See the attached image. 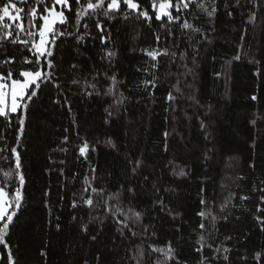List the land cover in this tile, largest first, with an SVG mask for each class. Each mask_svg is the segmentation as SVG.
<instances>
[{
    "label": "trees",
    "instance_id": "obj_1",
    "mask_svg": "<svg viewBox=\"0 0 264 264\" xmlns=\"http://www.w3.org/2000/svg\"><path fill=\"white\" fill-rule=\"evenodd\" d=\"M12 2L23 12L0 21V74L15 79L38 68L53 0ZM133 2L106 16L110 0H68L54 29L65 35L49 44L59 86L42 83L11 123L0 117L10 199L24 177L5 237L15 264H264V0H193L171 22L156 19L164 0Z\"/></svg>",
    "mask_w": 264,
    "mask_h": 264
},
{
    "label": "snow or ice",
    "instance_id": "obj_2",
    "mask_svg": "<svg viewBox=\"0 0 264 264\" xmlns=\"http://www.w3.org/2000/svg\"><path fill=\"white\" fill-rule=\"evenodd\" d=\"M24 2V0H22ZM36 3H42L43 0H35ZM193 0H177V3L175 5L172 4L171 0H164V2H161L158 7H159V14L156 16V19H161V17L166 16L167 20L169 22L173 21L175 19L176 21H179V16L173 17L171 12L168 11V9L172 8L173 6L175 7L176 12H180L181 9H187L189 7V4L192 3ZM73 3L76 5L80 6V0H73ZM125 5H127L128 8L131 9H138L139 5L137 3H134L133 0H124ZM56 5H62L64 7H67L69 11H71V7L68 5V0H53V4L51 7H49L47 4H45V7L43 9L44 12H47L48 15H43L41 13L40 19L43 21V24L39 30V36H40V41L39 43H34L33 47L35 48V52H33V55L36 56V61L35 63L38 65V68L35 72L32 71H21L18 73L17 78L13 79L12 78V72L9 71L7 74H0V117H4L6 120H8L9 123H11V114L12 113H17L18 107H21V105L18 104V98L21 100L24 99V97H27V101H31L32 97H35L37 95V90L40 88V85L43 84H48L51 83L54 86L58 87L59 85L55 84V80L53 79L54 72L50 71L51 69L54 68V63L48 59V57H51L53 55L52 51L49 49L47 50V53L45 55V43H46V37L48 36L49 33H52L53 36H62L65 35L64 32H54L53 31V25L55 24L57 18H59L61 23H64L66 18L64 16V11L63 8L57 12L56 11ZM104 5V0H97V3H92L91 0H87V9H92L95 10L98 7H101ZM83 7V6H81ZM153 7L155 8L156 5L153 3ZM200 7H203V5H200ZM10 9H15V13L11 12ZM112 9H119V3L118 0H110V3L107 5V10L104 12V15H108V11ZM216 11L215 8L212 9V12H209L208 15L211 16L213 13ZM23 12L22 7H18L16 3L12 2V0H9L7 4H5L2 8H0V21H2L5 17L8 18V20H11L13 22L20 20L21 18L19 17V13ZM86 14V11L83 12H78L77 16L82 17L83 15ZM36 15V10L31 9L30 10V16H35ZM140 15L144 16L147 19H151V17L148 15L147 11L141 10ZM125 18H127V15H125ZM252 20L255 19L253 16L251 18ZM251 22V20H250ZM80 20L79 18L76 20V25L79 26ZM29 25L30 27H35L34 22L30 19L29 20ZM4 28H10V24H3ZM17 27L23 30L22 28V22L21 24H17ZM84 27L87 28V23L84 24ZM97 27H100L99 24H97ZM183 28L189 29L192 28L193 31H199L198 29L193 28L191 24H189L187 21L184 22L182 25ZM6 35H10V33H7ZM29 35H34V33L29 32ZM71 35V34H69ZM18 38V37H17ZM80 40H83L84 37L80 36ZM104 38L102 37V40ZM159 39V37H157ZM13 43L16 42V39H13ZM23 43H27V41H24ZM51 43L54 45L55 40L53 39ZM29 51H32V49H29ZM109 56L114 55V53L109 52ZM155 59L156 53L152 52L149 53ZM41 57H44L45 64H40ZM10 59L8 61H4V63L10 62ZM235 59H239V56H236ZM27 63H33L31 60H26ZM46 65V66H45ZM75 67V65H73ZM20 76L28 78L25 82H21L19 79ZM113 81H115V77H112ZM10 80L11 81V108H10V113L5 110V93L3 89L6 87V82ZM39 81V82H37ZM73 83H76V81H73ZM34 85V87H33ZM154 85V82H153ZM31 88L30 92H26ZM170 100L173 99L171 95L168 97ZM253 100L256 99L255 96L252 97ZM27 101H25L22 105L23 110H26L27 108ZM17 119H19V129L18 131L22 134L23 133V125H24V119L17 116ZM67 140V138H65ZM87 148V142H85L84 147L80 149L81 153L83 154L85 149ZM13 152H15V148L12 149ZM16 168H20V159H19V154L17 153L16 157ZM183 174V173H181ZM19 183L20 187H22L24 183V177L21 174H19ZM20 187H15L13 190L12 195V201L11 203L5 199V196L9 195L5 191L4 188L0 187V245H3V248H0V260L4 261L5 264H15L14 257L12 255L11 249L9 247L8 242L6 241L5 237L8 234L9 231V225L13 221V217L16 215V211L20 208V200H21V192H20ZM93 191H96V189H93ZM87 204L91 205L92 200L88 199L86 201ZM203 203V201H202ZM11 208V212L8 211V209ZM137 218H139L140 213L135 214ZM201 216L204 215L203 212L200 213ZM127 226V225H125ZM200 228H204V224H200ZM204 240V237L201 236L200 240L197 241V243L200 244V247L197 248V251H202L203 250V243L202 241ZM210 247V245H209ZM7 249L6 255H4V250ZM155 251H161L163 252L164 249H154ZM217 252L219 249L216 250ZM225 252L228 251V249H224ZM174 250L169 246L168 248V253H173ZM169 259H174V256L169 255ZM224 259L227 260L228 257L225 255Z\"/></svg>",
    "mask_w": 264,
    "mask_h": 264
},
{
    "label": "rangeland",
    "instance_id": "obj_3",
    "mask_svg": "<svg viewBox=\"0 0 264 264\" xmlns=\"http://www.w3.org/2000/svg\"><path fill=\"white\" fill-rule=\"evenodd\" d=\"M123 1H124V0H123ZM118 3H119V8H120V7H121V4H122V0H118ZM134 3H136V2H134ZM158 5H159V4L156 5V11H157L158 14H159V7H158ZM62 8H63V11H64V9H65L64 6H62V5H56V11H57V12H59ZM66 8H67V7H66ZM11 10H13V11L15 12V9H10V11H11ZM114 10H118V9H114ZM134 10H138V9H134ZM170 10H171V8L168 9L169 12H170ZM11 12H12V11H11ZM18 15H19V17H20V13H19ZM163 18H164V16L161 17L160 20H162ZM58 24H61L59 18H57L55 24L53 25V31H54V29H55V26L58 25ZM51 34H52V33H49L48 36L46 37V43H45V55H46V53H47V50L49 49V44H50V41H51V40H50V36H51ZM38 41H40V36H39V40H38ZM38 43H39V42H38ZM27 79H28V78L24 77V79L21 80V82H25ZM0 82H3V81H0ZM37 82H39V81H37ZM10 85H11V81L8 80V81L6 82V87L3 89V91H4V93H5V110H6L7 112H9V113H10V108H11V87H10ZM29 89H30V88H29ZM29 89L26 90V92H29ZM25 97H26V96H25ZM22 103H23V100H21L20 98H18V104L22 106ZM20 108H21V107H18V109H17V113H19ZM17 113H12V114H17ZM0 187H1V184H0ZM6 192H7V191H6ZM7 193H8V192H7ZM5 199L8 200L10 203H11V201H12V199H10L9 195L5 196ZM8 211L10 212V211H11V208H9Z\"/></svg>",
    "mask_w": 264,
    "mask_h": 264
}]
</instances>
